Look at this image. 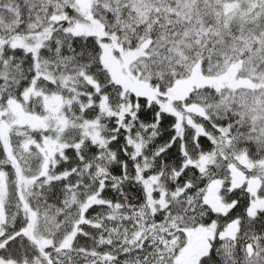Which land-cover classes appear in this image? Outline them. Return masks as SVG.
Listing matches in <instances>:
<instances>
[{"label": "snow or ice", "instance_id": "snow-or-ice-1", "mask_svg": "<svg viewBox=\"0 0 264 264\" xmlns=\"http://www.w3.org/2000/svg\"><path fill=\"white\" fill-rule=\"evenodd\" d=\"M0 264H264V0H0Z\"/></svg>", "mask_w": 264, "mask_h": 264}]
</instances>
